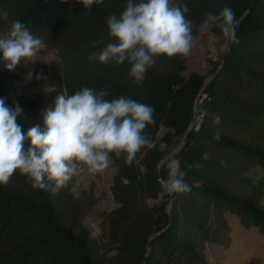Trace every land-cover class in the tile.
<instances>
[{
  "label": "trees",
  "instance_id": "obj_1",
  "mask_svg": "<svg viewBox=\"0 0 264 264\" xmlns=\"http://www.w3.org/2000/svg\"><path fill=\"white\" fill-rule=\"evenodd\" d=\"M126 2L104 0L86 10L78 0H0V12L8 13L0 15V35L18 20L44 41L43 49L54 51L49 66H43L51 87L46 93L14 94L21 76L0 70V98L20 106L18 122L25 131L42 123L57 95L83 87L107 90L109 100L123 95L150 105L155 120L146 129L153 146L141 150L139 164L110 154L109 192L115 204L110 210L98 208L94 182L76 192L75 177L56 194L34 189L18 173L0 186V264H221L208 258L205 246L230 247L231 217L264 237V0H177L189 9L192 37L207 13L230 7L239 21V44L222 59L223 34L207 28L221 38L224 50L209 60L205 73L190 70L186 57L161 56L142 84L133 83L127 62L103 65L88 59L113 42L106 21ZM195 107V125L175 162L187 172L191 192L161 199L164 185L155 170L185 134ZM197 162L199 167L189 169ZM169 163L160 167L162 180L172 176L165 168ZM92 217L100 220L95 237L86 224Z\"/></svg>",
  "mask_w": 264,
  "mask_h": 264
},
{
  "label": "clouds",
  "instance_id": "obj_2",
  "mask_svg": "<svg viewBox=\"0 0 264 264\" xmlns=\"http://www.w3.org/2000/svg\"><path fill=\"white\" fill-rule=\"evenodd\" d=\"M84 8L102 5L104 0H78ZM186 4L177 0H127L125 8L107 18L109 42L89 61L103 65H130L133 83L142 84L146 73L158 57H186L192 50L193 21L187 16ZM5 18L8 13L0 12ZM10 31L0 35V54L7 71L18 65L35 62L45 47L18 20L11 21ZM239 21L234 11L225 5L219 13L209 12L202 28H219L224 47L239 44L236 36ZM107 90L83 87L74 94H59L54 104L42 114V123L26 131L18 121L23 117L19 105L8 106L0 98V186H7L17 173L24 176L34 189L58 193L73 177L86 167L90 173L103 172L111 156H123L126 163L139 164L142 149L153 146L146 129L155 123L154 108L130 97L106 99ZM219 123V117L214 118ZM204 159L208 155L204 154ZM199 167V163L189 165ZM187 172L173 168L172 176L164 182L161 199L188 194L191 186L185 180ZM124 183H129L124 180Z\"/></svg>",
  "mask_w": 264,
  "mask_h": 264
},
{
  "label": "rangeland",
  "instance_id": "obj_3",
  "mask_svg": "<svg viewBox=\"0 0 264 264\" xmlns=\"http://www.w3.org/2000/svg\"><path fill=\"white\" fill-rule=\"evenodd\" d=\"M224 50L222 40L214 36L207 28L200 29L197 36L192 39L191 53L186 56L190 70L205 73L209 68V60L217 58ZM52 49H41L34 58L36 61L27 65L20 64L15 69V73L21 76L16 82L13 93L16 94L21 90H29L33 95L41 92H48L49 86L48 72L43 66H49V62L54 58ZM0 70H6L2 56L0 57ZM181 138L176 140L174 145L168 149L165 155L173 151L180 143ZM167 171L172 172L175 161L168 164ZM113 169L109 166L103 172L90 173L86 167H83L75 177L76 185L74 190L77 192L94 182V194L100 210H110L115 207L111 200L109 186ZM255 181L258 180L259 174L255 173ZM171 176L172 174L169 173ZM170 179V178H169ZM168 179V180H169ZM91 235L97 236L99 233L100 220L92 217L86 220ZM232 242L229 248L206 244L205 254L212 261H218L221 264H250L251 260H260L264 264V237L255 227H243L237 218L231 217Z\"/></svg>",
  "mask_w": 264,
  "mask_h": 264
},
{
  "label": "water",
  "instance_id": "obj_4",
  "mask_svg": "<svg viewBox=\"0 0 264 264\" xmlns=\"http://www.w3.org/2000/svg\"><path fill=\"white\" fill-rule=\"evenodd\" d=\"M249 10H250V8H248V9L244 12V14H243V16L240 18V20H241V19H242L247 13H248ZM227 51H228V50L226 49L225 52L223 53L222 59L225 57ZM221 63H222V60H221V62H220V64H219V67L221 66ZM215 73H216V72L211 73V74H210V75L204 80V84H206L208 81H210V80L213 78V76L215 75ZM200 94H201V90H200L199 93L197 94V96H196V98H195V102H197V100L199 99ZM195 119H196V107L194 108V111H193V114H192V119H191V122H190V125H189L188 129L186 130L185 134L181 137V141H180V143H179V144L173 149V156H172V158H171V160H170V163H171V161H176V156H177V154L182 150L183 146L186 144L187 139H188V136H189V133H190V130H191V128L195 125ZM167 155H168V154H167ZM167 155H165V156L161 159L159 165L157 166V168H156V170H155V175L157 176L158 180L161 182L162 185H164V182L167 181V180H162V179L160 178V174H159V172H160V165H161L162 161L167 157ZM168 166H169V165H168ZM168 166L165 167V168L167 169ZM172 196H173V195H172ZM172 196H171V198H172ZM147 250H149V246H148V245H147Z\"/></svg>",
  "mask_w": 264,
  "mask_h": 264
},
{
  "label": "bare ground",
  "instance_id": "obj_5",
  "mask_svg": "<svg viewBox=\"0 0 264 264\" xmlns=\"http://www.w3.org/2000/svg\"><path fill=\"white\" fill-rule=\"evenodd\" d=\"M172 156H173V151L170 154H168L167 157L162 161L160 167H162L164 164L169 162L171 160Z\"/></svg>",
  "mask_w": 264,
  "mask_h": 264
},
{
  "label": "built area",
  "instance_id": "obj_6",
  "mask_svg": "<svg viewBox=\"0 0 264 264\" xmlns=\"http://www.w3.org/2000/svg\"><path fill=\"white\" fill-rule=\"evenodd\" d=\"M63 94H67L66 91H63ZM174 168H175V165H174ZM169 173L172 174V172H170V171H169Z\"/></svg>",
  "mask_w": 264,
  "mask_h": 264
}]
</instances>
